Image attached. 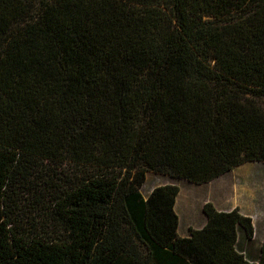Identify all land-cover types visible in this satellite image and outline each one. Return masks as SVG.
Here are the masks:
<instances>
[{"label": "trees", "instance_id": "obj_1", "mask_svg": "<svg viewBox=\"0 0 264 264\" xmlns=\"http://www.w3.org/2000/svg\"><path fill=\"white\" fill-rule=\"evenodd\" d=\"M249 162L264 0H0V264H264V236L238 248V209L205 203L180 237L178 187L139 192L147 173L201 185Z\"/></svg>", "mask_w": 264, "mask_h": 264}, {"label": "rangeland", "instance_id": "obj_2", "mask_svg": "<svg viewBox=\"0 0 264 264\" xmlns=\"http://www.w3.org/2000/svg\"><path fill=\"white\" fill-rule=\"evenodd\" d=\"M243 165L244 167L252 168L251 171L249 172V175L246 174L247 171H245L243 166L242 168H240L241 166H238L239 169L235 170L236 168H234L235 171H233V173L229 171L227 175V180L212 182V184L205 183L201 185L188 183L187 181L171 178L165 175L147 173L145 176V182L143 183L139 192L144 198H146L149 195V193L158 186H164V185L177 186L179 189V193L175 199L174 211L181 220L180 221L181 223L178 227V233L180 234L182 232V229L186 231L187 230L186 228H188V232H189V229L190 228L192 229L193 226L197 228V226H199L198 221L203 219L204 214L202 213V208L205 203H209V195H211L213 199L218 198V191H219L218 188L220 184H221L220 187L225 186L228 189L229 192L228 195L229 196L232 195L231 197H233V190H236L238 188L242 189L243 192L245 190L244 192L245 198H248L249 196V194L246 192L247 189L254 187H257V189H259L261 186L260 184H264V165L262 163L249 162ZM231 174H232V179H231ZM255 174H257L259 177L257 180L255 179L253 180ZM262 196H263L262 194L258 195L256 199L261 200L263 199ZM218 199H220V197ZM242 201L246 202L247 200L243 198ZM33 219L35 221L43 222L41 224L42 227L41 226L39 227L41 228L40 231L51 232V230L55 229L53 222L49 220V212L39 211L37 214H35ZM181 224H182V228H181ZM59 230H61V228H59ZM262 233L263 231L260 229L259 225H257L256 241L261 239ZM250 250H251V254L249 255H251L252 258L257 255L256 249L254 250L250 248ZM252 251L255 253H252Z\"/></svg>", "mask_w": 264, "mask_h": 264}, {"label": "crops", "instance_id": "obj_3", "mask_svg": "<svg viewBox=\"0 0 264 264\" xmlns=\"http://www.w3.org/2000/svg\"><path fill=\"white\" fill-rule=\"evenodd\" d=\"M242 166L244 167V165H241L240 168H242ZM239 169V167H236L235 170ZM245 171H247L246 174L249 175V172L251 171V167H244ZM234 169H232L230 172L233 173V171H235ZM229 172L225 173L224 175L218 177L217 179H214L212 181L209 182V184H212V182H216V181H225L227 180V175ZM247 175V176H248ZM247 178V177H246ZM259 177L257 174H255V176L253 177V180H257ZM231 179H232V174H231ZM226 185V184H225ZM260 188L257 189V187L254 188H249L246 190V192L249 194L248 198L244 197V192L242 189H236L233 190V197L228 195V189L225 186H219V191H218V198L220 197V199H213L211 197V195H209V203L214 207V209L218 212H230L234 209H238L239 214H241L244 217H248L251 220V224L253 227V237L252 239H248L245 236V233L243 230L238 228V248L239 250H241L242 253H244L245 256L251 254V250L252 249H256V253L258 252V248L260 246V244L262 243L263 240V236H264V184H260ZM226 188V189H225ZM212 191V190H210ZM260 191V192H259ZM258 192V193H257ZM261 193L263 196L261 200H257L256 197ZM247 200L246 202H243L242 199ZM180 218L178 217V227L180 225ZM206 223V217L203 216V219L198 221V225L197 228H195L194 226L192 227V229L194 230H199L201 229ZM257 225H259L260 229L263 231L261 239L256 241V230H257ZM178 227H177V234L180 237H188L189 236V232H188V228H186L187 230H183L182 232L179 234L178 233ZM181 228H182V224H181ZM188 232V234H187ZM243 241V242H242ZM252 243V244H251ZM241 244V246H240ZM250 246V247H249ZM252 253H255L252 251Z\"/></svg>", "mask_w": 264, "mask_h": 264}]
</instances>
